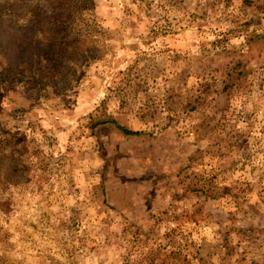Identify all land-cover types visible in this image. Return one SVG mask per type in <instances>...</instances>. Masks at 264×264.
<instances>
[{
  "label": "rangeland",
  "instance_id": "obj_1",
  "mask_svg": "<svg viewBox=\"0 0 264 264\" xmlns=\"http://www.w3.org/2000/svg\"><path fill=\"white\" fill-rule=\"evenodd\" d=\"M30 7L32 56L0 49V264H264V0Z\"/></svg>",
  "mask_w": 264,
  "mask_h": 264
},
{
  "label": "trees",
  "instance_id": "obj_2",
  "mask_svg": "<svg viewBox=\"0 0 264 264\" xmlns=\"http://www.w3.org/2000/svg\"><path fill=\"white\" fill-rule=\"evenodd\" d=\"M12 2L13 7L11 12H8L9 15L15 16V18L12 19L9 18V16H5L1 10L0 4V49L6 56L11 54L12 56L19 59H24L25 57L30 58L32 53H34L37 44V38L40 36L35 25H25L21 23V20H23L25 17L27 18V15L30 13V0H12ZM72 10L73 11L70 13L71 15H73L75 11L74 8H72ZM36 21L37 23H42V25L45 27L44 41L50 43L49 45H51L50 53L52 52V55L55 54V59H53V61L60 62L64 57L67 58L66 54L70 51V45H68L70 43L67 44L65 40L66 36L68 35L64 32L65 30L62 28L61 30H55L57 26L54 28L53 23L48 22V19L41 22L38 18ZM260 37V35H256L254 39L259 40ZM240 64L241 62L238 61L234 65L233 69L238 67ZM15 79L18 81L22 80V78L20 79L18 76H16ZM111 122L124 135L139 134V131H132L120 125L115 120H112Z\"/></svg>",
  "mask_w": 264,
  "mask_h": 264
}]
</instances>
